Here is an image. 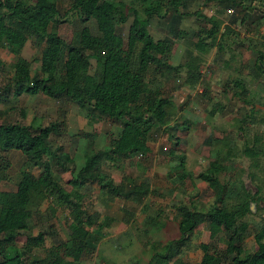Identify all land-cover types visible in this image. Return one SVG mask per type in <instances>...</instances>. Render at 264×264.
<instances>
[{"label": "trees", "instance_id": "16d2710c", "mask_svg": "<svg viewBox=\"0 0 264 264\" xmlns=\"http://www.w3.org/2000/svg\"><path fill=\"white\" fill-rule=\"evenodd\" d=\"M215 1L218 8L234 9L230 22L243 25L251 18L264 20L262 7L243 5L242 0ZM185 3V0H128L127 3L120 0H69L63 15L73 16L78 28L70 41L64 42L51 30L62 16L56 0H0V49L7 50L13 57L8 65L10 74L0 88V105L8 103L9 96L14 99L21 94L35 95L40 92L48 98L74 102L87 120L102 117L120 124L116 134H102L103 148L83 154V162L75 171L73 160L66 150L61 145L51 144V136L60 135L62 121L46 125L6 119L0 121V150L18 151L25 158L26 166L38 171L32 182L22 178L16 182L14 190L0 191V264H81L83 258L95 252L97 243L105 235L104 230L115 221L114 217L88 211L83 206L86 188L95 184L100 191L137 203H141L142 198L151 192L146 179L137 183L129 180L131 186L125 187L123 176L118 183H114L100 166L104 161L124 160L132 155L136 159L145 156L147 141L154 130L166 133L171 143L169 154H174L177 149L179 139L172 131L179 125L170 122L174 104L162 86L166 79L161 74L175 76L179 69H183L184 83L192 86L201 76L200 58L189 55L182 63L170 65L171 40H154L147 26L150 18L168 14L170 37H184L185 31L177 29L176 25L182 16L188 14L178 9L179 6L185 7ZM246 9L249 10L246 12ZM199 14L208 27L194 33V48L205 52L216 45L220 50L225 36L232 30L228 26L220 30L221 21L215 15L205 17ZM129 17L131 20L123 39L117 31L116 21L122 24ZM90 22L95 29L93 32L88 25ZM21 36L30 39L38 49L37 58H32L38 63V70L33 75L30 74V60L18 54ZM239 42L240 46L244 45V41ZM255 54L252 75L258 79L264 73V52L257 49ZM89 58L94 60L93 67ZM233 85L238 87L235 95L245 93L246 89L239 79H234ZM5 110L2 109V113ZM19 112L22 117L25 116L24 111ZM77 134L86 138L92 136L86 132ZM219 141L227 147L225 152L221 154L217 149L205 169L195 175L211 190L212 207L200 211L191 205H175L177 236L166 241L145 264L175 261V257L188 247L194 228L203 223L209 242L197 244L201 252L198 264H264V224L252 235L255 250L244 252L242 249L248 231L244 217L251 214L250 203L257 205L260 200V189L255 186L256 190L250 193L245 185L235 189L233 185L220 183L218 173L231 155L232 141L227 136ZM162 149L166 150L164 146ZM242 152L252 159L258 155L256 149L246 145ZM177 158L175 169L179 171L176 178H191L192 174L184 169V156ZM1 163L7 165L6 162ZM55 172L71 174L67 180L71 188L69 191H65ZM248 176L250 181L253 180L252 174ZM226 199H230L232 204L227 205ZM44 201L50 203L46 207L50 213L54 214L55 208L67 212L69 232L65 239H56L45 256L39 258L31 256L29 249L43 242L44 232L27 236L20 248L15 246L14 241L17 235L29 229L30 219ZM116 219L123 224L127 221L121 215ZM152 220L153 217L148 216L144 221L153 224ZM218 239L224 242L223 250L215 244Z\"/></svg>", "mask_w": 264, "mask_h": 264}, {"label": "rangeland", "instance_id": "374dc122", "mask_svg": "<svg viewBox=\"0 0 264 264\" xmlns=\"http://www.w3.org/2000/svg\"><path fill=\"white\" fill-rule=\"evenodd\" d=\"M185 1V7L179 6L178 9L188 14L182 16L176 25L177 29L185 31L184 37H170L167 30L171 24L168 14L150 18L147 26L148 33L154 40H171L168 57L170 65L182 63L189 55L200 58L199 70L202 77L192 86L184 83L183 69H179L175 76L161 74L166 79L162 86L174 104L170 122L179 125L172 131L179 139V145L174 154H169L171 143L166 133L154 130L147 141L148 152L145 156L136 159L132 155L124 160L101 163V170L107 172L114 183H118L121 176L125 187L131 186L129 180L137 183L146 179L151 192L142 198L141 203H137L100 191L95 184L86 188L83 206L88 211L94 210L101 215L114 217L115 221L104 230L105 235L97 243L95 252L83 258L81 264H145L154 252L161 250L166 241L177 236L175 221L178 217L175 214V205H191L200 211L210 209L213 205V194L207 184L196 179L195 175L205 169L217 149H220L221 154L225 152L227 147L219 141L224 136L232 141V146L229 159L223 162L218 173L220 183L233 185L235 189L245 185L250 193L256 190L255 186L260 189V200L257 205L250 203L251 214L244 217L248 223V231L242 243L244 252H252L256 248L252 235L264 224V73L255 79L252 75V63L257 49L264 52V46L261 44H264V34H261L264 20L255 21L251 18L240 25L238 22H230L231 15L227 12L229 7L218 8L215 0ZM68 2L69 0H56L62 16L59 17L61 21L51 27L64 42H69L78 28L73 16L63 15L67 11ZM242 2L243 5L264 9V0ZM205 7L211 14L203 13ZM248 10L246 9V12ZM199 13L205 17L215 15L221 21L220 30H223L224 26L232 30L225 36L220 50L216 45L207 48L205 52L194 48V33L202 27H208ZM130 20L129 17L122 24L116 21L117 31L123 39ZM88 25L92 32L95 31L91 22ZM242 31L248 32L249 37L241 35ZM239 41H244V45L240 46ZM37 53L38 49L31 44L30 39L21 36L18 41V54L30 60L31 75L38 70L36 59L32 60L37 58ZM89 60L93 67V58ZM12 61V55L7 50L0 49V88L10 74L8 65ZM234 79L243 83L246 89L244 94L235 95L238 87L233 85ZM196 87H200L201 92L196 91ZM2 109H6V112L2 113ZM19 110L24 111V117L20 115ZM212 110V114H209ZM4 119L33 125L62 121L60 135L51 136V144L61 145L66 150L73 160L75 171L83 162V154L103 148V133L116 134L120 128L119 123L102 117L87 120L74 102L48 98L40 92L35 95L21 94L14 99L9 96L8 103L0 105V121ZM78 132L91 133L92 136L86 138L77 134ZM245 145L256 149L258 155L253 159L244 155L242 149ZM163 146L166 150L162 149ZM179 155L184 156V169L192 174L191 178H176L179 170L175 169V164ZM1 162H6L7 165ZM53 170L55 171L54 165ZM158 170H161L160 174ZM163 170H166L165 175ZM37 173V169H29L26 166L25 158L18 151L0 150V191L14 190L16 182L22 178L32 182ZM55 173L65 191H69L71 188L67 180L71 174ZM249 174L253 175L251 181ZM226 203L230 205L232 201L226 199ZM48 204L50 203L42 202L37 213H34L29 221V229L17 235L14 241L15 246L20 248L27 236L36 235L39 231L44 232L43 242L29 249L31 256L39 258L45 256L47 249L56 239H65L69 232L67 212L55 208V213H50L46 208ZM119 215L127 218V221H124V231L120 230L124 228L116 219ZM148 216L153 217V224L144 221ZM49 231L53 233L49 234ZM201 242H209L204 223L194 228L188 247L169 264H198L201 252L197 244ZM215 244L219 250L224 249L222 239L216 240Z\"/></svg>", "mask_w": 264, "mask_h": 264}, {"label": "built area", "instance_id": "2783aa9c", "mask_svg": "<svg viewBox=\"0 0 264 264\" xmlns=\"http://www.w3.org/2000/svg\"><path fill=\"white\" fill-rule=\"evenodd\" d=\"M207 7H205V11H203V13L204 14H206V13H209V14H211V12H209L207 9H206ZM227 12L229 13V15H231L232 13H233V8H228L227 9ZM245 30V29H244ZM261 34L263 35L264 34V27L262 26V28H261ZM241 35H243V36H246V37H249V33L248 32H241ZM200 77H202V74H201V76ZM196 91H198V92H200L201 91V88L200 87H196Z\"/></svg>", "mask_w": 264, "mask_h": 264}, {"label": "crops", "instance_id": "0c3cea01", "mask_svg": "<svg viewBox=\"0 0 264 264\" xmlns=\"http://www.w3.org/2000/svg\"><path fill=\"white\" fill-rule=\"evenodd\" d=\"M160 171H161V170H158V173H159V174H160ZM165 174H166V170H163V175H165ZM119 225H122V227L124 228V229H120V230H123V231H124V230H125L124 225H126V224H123V223H120V222H119ZM122 227H118V228H122ZM123 231H122V232H123ZM118 232H120V231H118Z\"/></svg>", "mask_w": 264, "mask_h": 264}, {"label": "clouds", "instance_id": "9594fccd", "mask_svg": "<svg viewBox=\"0 0 264 264\" xmlns=\"http://www.w3.org/2000/svg\"><path fill=\"white\" fill-rule=\"evenodd\" d=\"M201 92V91H200Z\"/></svg>", "mask_w": 264, "mask_h": 264}]
</instances>
